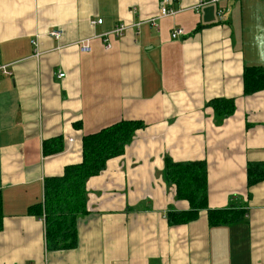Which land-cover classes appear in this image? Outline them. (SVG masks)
Masks as SVG:
<instances>
[{"label": "crops", "instance_id": "0c3cea01", "mask_svg": "<svg viewBox=\"0 0 264 264\" xmlns=\"http://www.w3.org/2000/svg\"><path fill=\"white\" fill-rule=\"evenodd\" d=\"M161 1L0 0V264H264V181L246 188L247 164L264 165V90L246 96L242 82L244 67L264 72V0L198 11L177 0L174 16L157 18ZM118 23L129 28L107 50ZM217 98L235 101L220 123L206 105ZM121 120L145 128L87 180L77 246L47 250L28 207L45 178L81 161L83 136ZM48 142L61 151L45 154ZM165 157L205 161L209 208L233 206L243 219L211 228L202 210L170 226L166 213L189 205L163 181Z\"/></svg>", "mask_w": 264, "mask_h": 264}, {"label": "trees", "instance_id": "16d2710c", "mask_svg": "<svg viewBox=\"0 0 264 264\" xmlns=\"http://www.w3.org/2000/svg\"><path fill=\"white\" fill-rule=\"evenodd\" d=\"M243 94L252 95L264 90V72L260 67H244L242 72ZM213 110L216 123L233 115L234 99L217 98L206 103ZM141 121L121 120L96 133L83 136L81 161L64 167L61 176L43 181V199L28 207L27 213L43 218L46 249L70 250L77 246V220L87 214L86 182L98 176L108 160L124 154L138 130L144 129ZM62 147L45 143V154H56ZM246 188L264 181V165L248 163ZM162 177L165 184L175 189V199L186 201V211L170 210L166 219L170 226L186 225L197 220L199 212L206 210L209 227L228 226L243 219L244 210L233 206L210 209L208 206L207 164L205 161L174 162L164 158ZM249 197V194H247ZM3 229V200L0 192V231Z\"/></svg>", "mask_w": 264, "mask_h": 264}, {"label": "built area", "instance_id": "2783aa9c", "mask_svg": "<svg viewBox=\"0 0 264 264\" xmlns=\"http://www.w3.org/2000/svg\"><path fill=\"white\" fill-rule=\"evenodd\" d=\"M172 1H177V0H162L159 3V7H158V16L157 18H166V17H171L174 16L177 11L173 8L170 7L171 2ZM223 0H197L196 4L194 5L193 9L194 11H198L200 10L201 7L209 5V4H219L220 2H222ZM224 13V9L223 8H218L217 9V16L218 17H222ZM102 20L101 19H97V20H92L91 21V25H95V24H101ZM129 27L124 24V23H118L114 26V28L112 29V31L110 33H107L103 36L104 38V42H105V49H110L111 48V43L109 42V37L113 36L115 38L121 37L124 32L128 29ZM50 35L52 37H54L55 39H59V37L61 36L60 32L58 31H52V33H50ZM183 35V30L178 28V29H174L171 32V38L172 39H176L179 36ZM90 39H84L81 40L78 44L79 49L81 52H88L90 50V45H89ZM32 44L34 46H36V42H32ZM6 66L0 65V72L2 74H5ZM58 79L63 78L64 77V73L60 72L57 73L56 76ZM71 141V139H70Z\"/></svg>", "mask_w": 264, "mask_h": 264}]
</instances>
